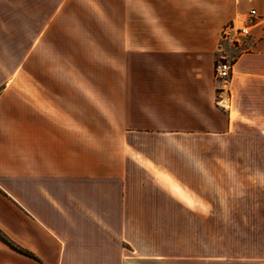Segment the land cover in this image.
I'll list each match as a JSON object with an SVG mask.
<instances>
[{"label": "crops", "instance_id": "obj_1", "mask_svg": "<svg viewBox=\"0 0 264 264\" xmlns=\"http://www.w3.org/2000/svg\"><path fill=\"white\" fill-rule=\"evenodd\" d=\"M260 118L264 0H0V230L36 256L0 264H216L177 240L233 170L200 141Z\"/></svg>", "mask_w": 264, "mask_h": 264}, {"label": "rangeland", "instance_id": "obj_2", "mask_svg": "<svg viewBox=\"0 0 264 264\" xmlns=\"http://www.w3.org/2000/svg\"><path fill=\"white\" fill-rule=\"evenodd\" d=\"M200 143L216 149L211 157L233 170L218 172V217L178 220V242L185 253L194 245L196 256L215 259L216 264L264 259V119L245 122L225 138ZM171 221L164 220V227L171 229Z\"/></svg>", "mask_w": 264, "mask_h": 264}, {"label": "built area", "instance_id": "obj_3", "mask_svg": "<svg viewBox=\"0 0 264 264\" xmlns=\"http://www.w3.org/2000/svg\"><path fill=\"white\" fill-rule=\"evenodd\" d=\"M260 21V17L255 9H250L245 20L241 23L230 21L226 23L221 30V37L223 40L230 43L241 42L250 32L249 25ZM213 75L216 80L225 84L232 75V64L225 59H216L213 65ZM225 90L224 87L219 88L217 103L224 106L223 98L219 96Z\"/></svg>", "mask_w": 264, "mask_h": 264}, {"label": "trees", "instance_id": "obj_4", "mask_svg": "<svg viewBox=\"0 0 264 264\" xmlns=\"http://www.w3.org/2000/svg\"><path fill=\"white\" fill-rule=\"evenodd\" d=\"M0 240L4 242L6 245H8L11 249L25 255L31 258L36 259V256L30 252L29 250H26L19 245H17L13 240H11L2 230H0Z\"/></svg>", "mask_w": 264, "mask_h": 264}]
</instances>
